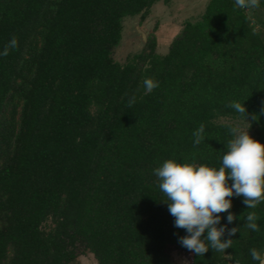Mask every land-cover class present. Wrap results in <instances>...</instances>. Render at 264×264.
<instances>
[{
    "label": "trees",
    "instance_id": "trees-1",
    "mask_svg": "<svg viewBox=\"0 0 264 264\" xmlns=\"http://www.w3.org/2000/svg\"><path fill=\"white\" fill-rule=\"evenodd\" d=\"M155 1L0 0V264H80L85 252L97 264H174L169 247L190 251L153 169L218 168L235 126L220 117L248 121L264 143V37L234 0H208L164 54L152 35L123 64L113 58L123 19ZM145 78L158 86L145 92ZM231 200L236 219L218 214L237 227L231 247L190 252V264H259L264 202Z\"/></svg>",
    "mask_w": 264,
    "mask_h": 264
},
{
    "label": "clouds",
    "instance_id": "clouds-1",
    "mask_svg": "<svg viewBox=\"0 0 264 264\" xmlns=\"http://www.w3.org/2000/svg\"><path fill=\"white\" fill-rule=\"evenodd\" d=\"M260 2L234 0V5L248 9L258 7ZM10 44L15 45V38ZM143 85L145 92H151L158 82L145 78ZM134 102L135 97H130L129 105ZM229 107L247 116L244 102L232 101ZM204 131V125H201L193 133L194 144L198 145L205 139ZM230 132L232 138L227 141V150L218 168L165 159L153 169L165 197L160 201L167 204L174 217V226L185 230L186 234L178 237L179 244L198 256L205 255L209 249L224 252L231 247L230 237L237 232V227L228 229L227 224L221 225L222 217L218 215L227 212L228 224L236 219L228 211L232 207L231 197L242 196L247 208H255L264 202V143L251 136L248 129L234 126ZM256 221L255 213L250 212L245 218L246 227L259 231ZM226 230L229 238L224 239ZM250 255L259 264H264V256L257 249H250Z\"/></svg>",
    "mask_w": 264,
    "mask_h": 264
},
{
    "label": "rangeland",
    "instance_id": "rangeland-1",
    "mask_svg": "<svg viewBox=\"0 0 264 264\" xmlns=\"http://www.w3.org/2000/svg\"><path fill=\"white\" fill-rule=\"evenodd\" d=\"M208 0H163L155 1L143 19L139 15L123 19L122 34L118 45L113 50V58L123 64L129 56L141 51L146 38L154 35L158 43L155 51L164 54L169 48V41L182 28L185 21H194L203 13ZM249 22L255 30L264 37V4L262 0L258 7L245 9ZM218 122H231L243 130L249 131L246 120L234 117H220ZM50 222L46 223V225ZM47 227V226H46ZM167 254L174 264H190L191 253L169 247ZM80 264H97L93 255L85 252L77 257Z\"/></svg>",
    "mask_w": 264,
    "mask_h": 264
},
{
    "label": "crops",
    "instance_id": "crops-1",
    "mask_svg": "<svg viewBox=\"0 0 264 264\" xmlns=\"http://www.w3.org/2000/svg\"><path fill=\"white\" fill-rule=\"evenodd\" d=\"M264 255V254H263Z\"/></svg>",
    "mask_w": 264,
    "mask_h": 264
},
{
    "label": "water",
    "instance_id": "water-1",
    "mask_svg": "<svg viewBox=\"0 0 264 264\" xmlns=\"http://www.w3.org/2000/svg\"><path fill=\"white\" fill-rule=\"evenodd\" d=\"M264 256V255H263Z\"/></svg>",
    "mask_w": 264,
    "mask_h": 264
}]
</instances>
